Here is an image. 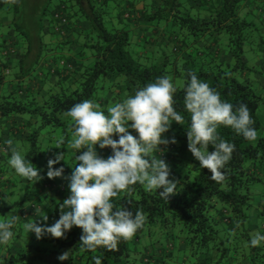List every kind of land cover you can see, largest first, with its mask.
I'll return each instance as SVG.
<instances>
[{
	"label": "trees",
	"instance_id": "1",
	"mask_svg": "<svg viewBox=\"0 0 264 264\" xmlns=\"http://www.w3.org/2000/svg\"><path fill=\"white\" fill-rule=\"evenodd\" d=\"M1 2L6 11L9 3ZM41 8L33 41L19 24L17 32L10 31V39L19 36L26 51L6 52L13 63L0 62V119L36 118L24 157L7 171L19 174L16 185L21 178L27 183L23 195L13 198L18 208L0 226V237L14 234L41 210L27 194L38 176L46 175L44 191L63 199L48 212L53 231L30 233V243L6 260L0 257V264H264V245L258 243L264 222L261 228H249L253 210L264 214V0H57ZM139 22L150 26L144 49H138L132 30ZM49 33L65 42L74 36L81 50L73 59L55 61L48 74L57 80L56 87L38 100L23 80L54 50L46 45ZM0 44L5 45L1 37ZM9 72L16 76L15 88L8 86ZM110 77L120 80L124 92L146 101L153 123L141 126L139 135L155 147L154 159L174 163L176 169L153 186L132 172L120 195L106 204L108 223L83 231L68 224L77 199L52 177L72 168L84 185L105 165L102 157L98 165L88 164L90 153H97L107 136L121 149L108 113L99 127L89 128L93 138L80 151L74 154L68 145L71 117L115 86ZM72 79L74 87L64 85ZM158 130L168 134L166 140ZM170 137L188 146L186 159L177 166L181 149ZM41 144L47 145L46 152ZM77 167L82 173L76 174ZM92 181L98 188L104 178ZM140 221L170 239L138 260L132 248L137 242L129 233ZM174 239L176 250L178 241L186 246L180 262Z\"/></svg>",
	"mask_w": 264,
	"mask_h": 264
},
{
	"label": "crops",
	"instance_id": "2",
	"mask_svg": "<svg viewBox=\"0 0 264 264\" xmlns=\"http://www.w3.org/2000/svg\"><path fill=\"white\" fill-rule=\"evenodd\" d=\"M1 1L2 0H0V4L2 3ZM141 5L142 4H138L136 9L140 10L142 8ZM7 16V14L4 15V12L0 16V37L5 44H0V62L8 61L13 63L14 57L10 56V58L7 56L8 54L6 52L9 53V51L14 50L19 53H24L26 47L19 36L15 37V40L10 39V31H8L7 27L10 25V20H8ZM3 28L4 30H2ZM149 28L150 26L147 23L141 22L133 26L132 30L138 49L140 47H145L144 41L147 40L148 35H150ZM261 34L264 35V28ZM74 38V36H71L68 42H65L61 37L53 33L46 35V45L52 47L54 50L45 55L43 60H40L36 70L29 79L25 78L23 80L25 90H27L28 93H33L38 100H42L43 97H46L47 91L57 83V80L51 78L50 74H48L52 72L51 70L56 66L55 61L60 59H73L76 57V53L81 50L80 40L75 42ZM262 55L264 57V53ZM262 55L259 59L262 58ZM147 56H149V54H147ZM253 59L252 62L254 61L253 63H255V65H260V60L258 58L253 57ZM262 73H264V68ZM9 74H11V77L8 78V86L10 88H15L17 81L16 76H12L10 72ZM107 80L115 83V86L111 87L109 91H101V99L89 102L71 117L69 128L72 129V134L68 144L69 151L71 150L74 154L80 151V146L85 143V140L88 137L93 138L91 137L92 133L89 131V128L99 127L106 113H108V123L116 134L118 133L117 142L118 145L121 146V149L116 148L115 141L107 136L105 141L100 143V147L95 150L97 153L93 151L90 153L91 159L88 164L89 166L92 164L98 165L101 157L103 158L105 165L96 169L92 178L94 179L97 176L104 178L103 184L100 183L99 187L96 188L93 186L92 179L83 174L87 177L88 182L81 185L78 179H76L77 177L72 173V168H68V170H70L65 176L52 177L59 185H64L66 187L68 195L74 196L77 199L68 212V224L82 229L83 231L90 227L96 228L101 222L108 221L105 215L106 204L110 199L116 198L117 194L120 195L127 186L132 172L134 173V178L142 182L145 181L147 185L151 184L153 186L158 177L165 176L170 170L176 169L174 163L159 162L154 159L153 150L155 147L153 149L150 142L139 135L141 126L153 123L150 110L146 107V101L142 99L141 95L133 91L124 92L122 89L123 86H121L118 78L110 77ZM73 82L74 80L72 79L65 82L64 85L74 87ZM118 108L120 111H118V115H116V109ZM35 124L36 118L31 117L28 119L26 116H14L3 120L0 119V145L5 146V153L0 155V204L3 209L0 211V226L9 221L12 213L18 208V206H13L12 202L14 199L19 198L18 195L15 196L17 190L21 191L20 194L22 195L26 191L23 186L27 183V179L21 178V185H16V175L12 172L13 174L9 176L7 171H12L13 163L18 160L23 152L25 153L27 151L29 146L27 136ZM76 125H82L86 128L76 127ZM164 133L165 132L161 130L156 131V134L161 139L166 140L168 134ZM170 140L174 141L181 149L179 155L175 159L177 161L176 163H178L176 164L177 166L186 159L188 146L183 142H176V139L173 137H170ZM147 163L150 164V168L148 167L149 169L146 168ZM130 167H132V170H130ZM75 171L76 174L82 173L81 167H77ZM44 177H46L44 174L38 176L36 180L33 181V184L29 186L30 188L27 189L30 201H34L35 203L38 202L41 210L28 224L18 225L13 231L15 232L14 234L2 233L0 237V257H3L4 260L7 259L8 254L15 255L23 249V243H30V233L45 232L48 229L53 231L54 229L53 216L49 215L48 212L53 208L54 203H61L63 197L42 189V184L44 183L42 180ZM11 191H13L14 196H7L6 194ZM6 198H8V200H3ZM263 222L264 214H260L259 211L253 210L250 215L249 228L253 230L257 229L259 226L261 228ZM18 229H20L19 237ZM89 234H91V231L86 235ZM129 238L133 242H137L135 245H132V248L138 252L137 254L134 253L135 258L138 260L143 255L155 253L156 250L158 251L161 249L163 244L170 239L161 230L154 229L149 231V228H147L142 221L137 223L129 233ZM136 239H138V241H136ZM173 242V251L179 253L176 255V260L180 262L181 252L186 250V246L182 240L178 241V249L176 250V239H174ZM258 243L264 245V234L263 237L258 238Z\"/></svg>",
	"mask_w": 264,
	"mask_h": 264
},
{
	"label": "rangeland",
	"instance_id": "3",
	"mask_svg": "<svg viewBox=\"0 0 264 264\" xmlns=\"http://www.w3.org/2000/svg\"><path fill=\"white\" fill-rule=\"evenodd\" d=\"M56 1L57 0H15L12 2V0H6V3H9L8 9H6V11H3V9L0 8V16L3 14V12L4 15H8L7 17L8 20H10L11 24L10 26H7L8 31H11L12 33L17 32L15 24H19L20 29L25 34V36L33 41V39H35L34 37L38 33L35 21L42 12V5L44 6L45 4H49L50 7H52ZM2 30H4V28ZM41 146L43 147V152H46V149L44 147H46L47 145L41 144ZM199 153L203 154V151H201L200 149ZM24 155L25 153L23 152L18 158V160L22 159ZM21 175L23 176L24 173H21ZM18 176L19 174H16V181L17 179L19 180ZM20 193L21 191L17 190L15 194L20 196Z\"/></svg>",
	"mask_w": 264,
	"mask_h": 264
},
{
	"label": "built area",
	"instance_id": "4",
	"mask_svg": "<svg viewBox=\"0 0 264 264\" xmlns=\"http://www.w3.org/2000/svg\"><path fill=\"white\" fill-rule=\"evenodd\" d=\"M5 152V149L0 145V155Z\"/></svg>",
	"mask_w": 264,
	"mask_h": 264
}]
</instances>
